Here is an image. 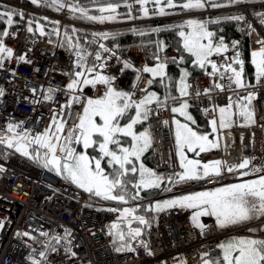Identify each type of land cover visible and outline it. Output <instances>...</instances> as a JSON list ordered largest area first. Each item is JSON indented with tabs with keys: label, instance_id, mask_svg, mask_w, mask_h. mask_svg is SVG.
Listing matches in <instances>:
<instances>
[{
	"label": "built area",
	"instance_id": "2783aa9c",
	"mask_svg": "<svg viewBox=\"0 0 264 264\" xmlns=\"http://www.w3.org/2000/svg\"><path fill=\"white\" fill-rule=\"evenodd\" d=\"M1 1L22 8L25 12L22 23L8 29L12 35L4 37L5 45L13 49V56L6 57L0 67V89L4 92L0 96V130L7 132L8 123H19L18 131L28 129L34 136L44 132L52 116L61 112L62 106L72 95H80L79 91L70 92L67 89L68 74L81 69L76 66L78 50L66 49L59 43L61 28L65 24L78 26L84 30L86 40L92 29L101 26L69 20L66 16L67 6L60 9L58 15H54L19 2ZM64 2L67 4L68 0ZM128 2L134 4V0ZM249 5L237 7L245 12L244 28L250 49L259 50L261 45L257 41L264 40V24L246 11ZM206 10L210 9L207 7ZM28 12H36L56 20L59 25L56 40L28 39ZM232 44H228L226 53L214 54L212 60L218 65H223L226 60L231 62L230 58L239 50L238 45L233 49ZM107 48L109 52L101 53L107 60V67L99 70L114 76L116 79L113 83L120 86L127 83V72L121 71L123 61H129L135 69L145 66L140 47H130L124 53L112 46L107 45ZM82 50L86 52L85 48ZM112 51L115 56L111 55ZM21 55L25 56V60H18ZM86 62L88 66L98 64L95 58L91 60L89 56H86ZM138 75H141V79L136 78L130 92H134L136 98H141L145 79L142 74ZM218 78L219 75L210 76L208 73L189 78L187 83L190 96L186 98L206 119L217 120L218 148L200 152L199 157L203 163L220 160L222 174L211 179L170 183L166 188H171V191L202 189L239 179L241 175L238 169L229 173L227 167L239 165L243 158L253 160L256 168L264 167V80L257 82L255 72L252 85L243 89L225 88L221 91L211 86V82H218ZM104 88V85H97L83 90L82 99L100 96ZM32 89H36L35 94ZM48 89H53L51 99H45L49 95ZM205 89L212 90L210 94H206ZM197 91L201 93L199 96L196 95ZM249 92L254 93V122L249 126L219 129L218 106L227 105L234 94L237 97L246 96ZM174 104L172 99L159 106L152 104L148 117L153 170L159 175L174 174L179 170L170 123ZM82 106L73 104L69 108L65 119L66 127L78 123ZM165 121L168 123L165 124ZM57 155L60 153L57 152ZM0 169V221L5 222L4 227L0 228V264H32L33 259L41 260L42 264H176L181 261L185 264H201V256L215 251L225 234L234 231L219 230L211 216H202L204 227H198L182 209L171 207L161 211L155 222L146 228L145 246L117 251L112 246L106 228L108 223L120 215L119 211L109 210L118 209L116 205L100 202L93 194L58 177L48 168L35 165L15 153L0 159ZM256 222L263 223L264 218ZM178 223L184 228L180 237L174 232V226ZM65 230L71 233V252L65 251V241L56 245L57 251L47 250L50 237L64 236ZM23 232H29L36 239L17 235ZM41 232H47L49 236L45 237ZM52 243L55 244V241ZM41 251H47V260L39 256ZM72 252L75 253L74 256Z\"/></svg>",
	"mask_w": 264,
	"mask_h": 264
},
{
	"label": "snow or ice",
	"instance_id": "6c2138e0",
	"mask_svg": "<svg viewBox=\"0 0 264 264\" xmlns=\"http://www.w3.org/2000/svg\"><path fill=\"white\" fill-rule=\"evenodd\" d=\"M33 4L40 3V0H31ZM91 3L102 5L95 10L100 15H89V9L80 6L76 0H69L65 4L64 0H52V3L60 10L67 6L70 11L78 12L83 18L99 21L115 20L117 18V9L121 7L118 2L112 0H90ZM230 3H242L244 0H229ZM136 5L140 6V11L143 16L149 15V8L147 5L151 4L155 7L152 9L156 15H167L166 9H173L180 7L185 10L204 9L206 5L212 8L223 7L217 0H186L182 4L175 3V0H134ZM124 7L128 9L127 17L132 19L133 3L124 0ZM0 11V22H6L11 27L14 23V17L19 16L23 18V13L15 9H8ZM46 19V18H45ZM228 19L242 21L243 15H235L228 17ZM259 19L264 24V13L259 14ZM219 21L201 22L197 20H188L184 25L180 26L179 36L182 38L183 49L190 53L195 59L194 64L201 69L211 66L210 76H215L217 73L221 75V79L225 77L228 80V87L235 84L237 89H243L248 85L243 80L244 61L240 59V53L237 51L235 55L230 58L231 62L225 61L223 65H218L211 57L214 54L222 55L228 51V44L225 43L223 36L217 37L216 33L208 30V23H218ZM58 23V22H55ZM251 27V25H249ZM36 29L43 35L44 27L36 23ZM187 29V30H185ZM33 21H28V32H33ZM58 33V29H54ZM76 30L73 29V32ZM135 31V30H134ZM151 31L158 32L160 29H152ZM12 35L7 29L0 31V67L3 66L4 59L13 56V49L7 47L4 42V37ZM104 40L109 38V33H98ZM139 35L144 36L145 32L140 31ZM66 40L71 43L72 37L65 32ZM261 45L258 51L251 53L253 59L252 63L255 65L257 82L264 80V40L257 41ZM238 42H233L232 47L235 49ZM74 47L79 48V44ZM99 48L103 52L110 50L104 45L99 44ZM158 52L163 51L162 42L157 44ZM83 50L77 51V67L80 71L73 72L71 82L67 84V89L70 92L79 91L80 95H72L71 99L62 106L60 113H55L49 126L42 133L32 136L31 131L24 129L18 131L19 123H8L6 125L7 133L0 130V144L7 145L8 148H14L16 152L21 153L25 157L35 159H42L43 166L50 171H54L57 175H64L65 179L76 184L79 188L84 189L96 197H102L105 200H113L127 203V198L131 200L140 199V192L143 190L159 189L162 184L168 183L179 184L190 180L211 179L213 176H220L222 174V162L220 160L212 161L210 163L201 164L200 160L187 159L185 156V149L189 152H199L210 150L218 147V144L209 139L211 134L217 132V120L212 119L210 124L212 126V133L205 134L199 132L193 126L196 121L188 114L189 107L188 100L182 99L190 96L189 85L187 78L189 73L186 69L182 70L179 79V98L166 95L163 100L157 96L155 92L149 91L147 88L141 89L145 94L141 98H136L134 92L119 91L114 87V76L104 74L99 69L107 67V60L101 55L100 51L95 53V61L91 66L87 65L86 56L90 55ZM115 56V52H111ZM110 58V57H109ZM171 62L176 63L177 58H170ZM18 60H25V56L21 55ZM156 63L154 66H144L136 69L138 74H150L152 79H148L147 84L151 86L155 78H159L161 83L166 79H170L167 75L166 68L169 58H162L159 54L155 55ZM184 57H179V61L183 62ZM239 65V70L233 65ZM133 65L129 61H123L121 71L131 69ZM223 69V71H221ZM141 79V75L137 76V80ZM104 85L105 91L99 97H88L82 99L83 86ZM167 87V85H165ZM214 88L223 91L225 85L214 84ZM212 89H205L206 94H210ZM35 94L36 89H32ZM53 89H49V95L45 99H51ZM201 93L196 92L199 96ZM4 92L0 89V96ZM168 99L178 102V106L171 108L173 113H179L186 118L187 122L182 123L180 120H174L176 125L175 141L178 149V156L180 158L181 172L174 173L173 176L164 177L157 174L155 171L145 167L143 162L137 165L141 156L151 146L150 137L147 132L136 133L133 129L138 123L146 121L151 112V105L165 104ZM226 106H218L220 113L219 126L225 128L226 114L233 108L240 109L239 115L248 117L252 113L248 111L251 100L254 99V93L249 92L246 96H238L235 101L231 100ZM73 104H82V112L79 114L78 123L70 127H66L67 121L63 117V109L71 108ZM130 110H134V116H130ZM205 111H209L205 109ZM127 119L126 124L121 125V121ZM165 124L168 122L165 121ZM121 137H131L132 143L129 147L123 145ZM35 145L37 147H30ZM73 145H82L85 150L89 147H98L99 155L90 157L86 152L77 153ZM111 146V147H110ZM40 149H44L41 157ZM57 152L60 155H57ZM198 154V153H197ZM107 159V164L111 166V171H105L102 167V160ZM249 166V159H243L239 165H232L227 167V171L231 173L234 169H240L241 176L249 175L247 171ZM202 169V171H200ZM2 170V169H0ZM252 172L258 174L256 179L247 180L241 183H234L217 187L212 190H204L195 192L189 195H183L175 199L164 200L149 205L147 211H163L167 208L180 206L194 209L193 221L198 227L203 228L199 224V217L214 216L219 227L235 226L246 223L248 221L264 218V167L251 169ZM138 175L139 179H129ZM212 182H215L214 180ZM134 189V194L128 191V188ZM166 191H171V188H165ZM110 211H119V223H113L110 227L116 230L110 232V235H115L121 248L117 251L132 250L129 245V240H135L141 235L140 227H133L132 222L137 221L139 225H148L149 221L144 216L136 215L137 209L124 208L109 209ZM121 224L127 225V232L121 227ZM5 225L4 221H0V228ZM264 230V229H260ZM258 229H249V232H256ZM33 240L36 237L31 236L29 232L17 233ZM41 235L48 237L49 233L41 232ZM71 233L65 230L64 236H51L46 245V249L52 252L57 251V244L65 241V251L71 252V240L69 239ZM127 237V239H126ZM55 241V244L52 243ZM222 250V257L216 259H209V253H204L202 264H264V238H256L253 236H239L233 237L228 241L218 245ZM73 256L74 252L71 253ZM40 257L47 260V251H41ZM32 264H42L41 260L33 259Z\"/></svg>",
	"mask_w": 264,
	"mask_h": 264
},
{
	"label": "trees",
	"instance_id": "16d2710c",
	"mask_svg": "<svg viewBox=\"0 0 264 264\" xmlns=\"http://www.w3.org/2000/svg\"><path fill=\"white\" fill-rule=\"evenodd\" d=\"M21 1L27 4H32L38 7H46L49 4L40 3L38 4H33L31 0H17ZM262 2L264 0H244V2ZM112 2H118L121 4V7L117 9V16H125L127 17L128 9L124 7V0H112ZM186 2V0H175V3L177 4H182ZM218 3L225 5L226 6H232L237 3H230L229 0H217ZM242 2V3H244ZM76 3H78L80 6L87 8L89 10H92L95 14L94 15H100L98 11L95 9L98 8L99 6L102 5H96L90 2V0H76ZM136 5V4H135ZM4 6H7L8 9H15L19 12H22L20 8L7 3L0 1V11L5 10ZM210 6V5H209ZM149 8V15L145 17V19L136 22V23H122L119 25H115L116 27H111L109 29L104 28L102 30H99V33H109V38L105 41L107 43L115 45L117 48H119L121 51L125 52V50L128 47L131 46H141L143 51L146 52L145 54V59L147 62V66H151L156 63L155 60V55L159 54L162 58H164V54L176 50L179 54V57L183 56L184 60L183 62L179 61V58L177 59L176 63L171 62L170 58L173 57H166L169 58L166 72L167 75L170 79H166L163 83H161L159 78H155L154 82L151 86H149L146 82L145 88H147L149 91L153 90L158 94V97H160L161 100L164 99L166 95L168 96H177L179 94V79L181 76L182 70L186 69L189 73V76H195V75H200L205 72L209 67L207 66L205 69H201L198 65L194 64V57L186 52L183 49V42L182 38L179 36V31H180V26L184 25L186 21L192 19V20H197L201 22H208V21H219L218 23H208L207 27L208 30L213 31L216 33L217 37L223 36L225 43H230L234 41H239L240 43V59L244 61V72H243V80L246 84H250L253 80V73L255 71V65L252 63V55L251 51L248 48L246 38L243 34V21H236L232 19H228V17L235 16V15H243L244 12L241 9L238 8H225V9H219L216 11H210L207 13H199L196 15H190V16H179V17H169V13L173 10H185L180 7H176L173 9H166V12L168 13L167 15H156L153 13L152 9L155 7L154 5H147ZM211 7V6H210ZM49 10H57V7L55 5H52L49 7H46ZM55 8V9H53ZM212 8V7H211ZM69 10V8H68ZM192 10H202V9H192ZM58 12V11H57ZM248 12L254 16L255 18L259 19V14L264 13V4L262 5H257V6H252L248 9ZM135 13L137 16L140 15V6L136 5V10ZM35 14L34 20L29 17V20L33 21V32L29 33L28 37H34V36H42L46 37L47 39H54L56 33L54 30V25L53 24H48L44 20H38L42 19L40 18L41 16L36 14V13H31ZM132 14V13H131ZM159 19L153 18V17H160ZM38 18V19H37ZM19 20V16L14 17V24H17L16 21ZM47 20V19H46ZM260 20V19H259ZM48 21H51L48 19ZM84 21H87L84 19ZM54 22V21H51ZM92 23H100L99 21H91ZM36 23H39L44 27V34L42 35L37 29H36ZM105 23V22H104ZM8 27L6 22H0V31L5 30ZM70 27V26H66ZM152 29H160L158 32L151 31ZM67 30V29H66ZM135 30V31H134ZM187 30V29H185ZM140 31H144L145 35L141 36L139 35ZM158 42H162L163 44V51L158 52L157 49V44ZM61 45L68 47L69 45L63 44V40H61ZM91 46H89L90 48ZM234 67H237L239 70V65H233ZM128 73V87L129 85L133 82V80L136 77V71L134 69H127L126 70ZM146 80L152 79L150 74L145 73ZM167 85V87L165 86ZM145 94V93H144ZM250 112V107L248 109ZM240 109L238 108H233L230 110L229 113L226 114V124L228 126H233L237 124H247L252 121V116L249 119L248 117L239 115ZM66 110L64 112L65 116ZM200 117H202L200 115ZM203 118V117H202ZM146 122V121H145ZM227 126V127H228ZM93 151H90L89 153H99L98 150H96V147H92ZM82 149V145H78L77 152ZM91 149L88 148L87 151ZM30 150V149H29ZM96 150V151H95ZM17 153L21 156H23L21 153L16 152L15 149L13 148H8L7 145L5 144H0V159L5 158L9 153ZM147 154H149L147 156ZM144 158L146 164L149 166V168H152V158L150 155V151L147 153ZM98 155V154H97ZM25 157V156H23ZM29 161L32 162H41L40 159H35L31 157H25ZM102 163H104V160H102ZM159 189H150V190H143L140 192V199L137 201L140 203L139 204V211L143 214L145 219L149 221L148 225L152 224L155 220V215L158 211L151 210L147 211L149 205H153L156 202H162L164 200H169L173 199L172 195H167V196H160L156 198L149 199L159 193ZM129 192L132 193V190L129 189ZM102 201H111V200H105L102 197H99ZM146 225V226H148ZM142 230L146 227L145 225H141ZM127 239V237H126ZM113 243L117 244L119 243L121 246V242L118 241L117 237L112 238Z\"/></svg>",
	"mask_w": 264,
	"mask_h": 264
},
{
	"label": "crops",
	"instance_id": "0c3cea01",
	"mask_svg": "<svg viewBox=\"0 0 264 264\" xmlns=\"http://www.w3.org/2000/svg\"><path fill=\"white\" fill-rule=\"evenodd\" d=\"M188 14H193L194 12H187ZM169 55L171 56V57H175V58H179V54H178V52L176 51V50H173V51H171L170 53H169ZM155 64H153V65H151V66H154ZM209 67V69H211V66L209 65L208 66ZM151 76V75H150ZM228 80H227V78L225 77L224 79H223V85H225V86H227L228 85ZM114 87H116V89L117 90H119V91H127L126 89H124V88H120V87H117V86H114ZM150 91H152V92H154L153 90H150ZM156 93V92H155ZM157 94V93H156ZM157 96H158V94H157ZM188 104H189V107H188V109H187V112H188V114H190L192 117H193V119L196 121V124L193 126L194 128H196L199 132H201V133H205V134H209V133H212V130H211V124H210V122L208 121V120H206V119H204V118H202V117H200V114H199V112L195 109V108H193L192 106H191V104L189 103V101H188ZM175 106H178V102H176V104H175ZM134 110H130V112H129V115L130 116H134ZM174 120H180L182 123H184V122H187L186 121V118L184 117V116H181L179 113H173L172 112V127H173V138H174V145H175V149H176V152H177V155H178V149H177V145H176V141H175V129H176V125H175V123H174ZM128 122V120L127 119H125V120H122L121 121V125H123V124H126ZM136 133H140V132H147V129H146V122L145 121H143L142 123H138L137 125H135L134 126V129H133ZM121 139H122V142H123V145L125 146V147H129L130 146V144L132 143V140H131V137H121ZM209 139L210 140H213L214 142H215V136L213 135V134H211L210 136H209ZM216 143V142H215ZM111 147V146H110ZM90 148V147H89ZM96 150H98L99 151V149L96 147L95 148ZM95 150V151H96ZM90 151H93V148L91 147V149L88 151V152H90ZM185 151V156H186V158L187 159H193V160H198V152H199V149H197L195 152H189V151H187V149H185L184 150ZM149 152V148H148V150L147 151H145L144 153H143V155L141 156V158H140V161H137L136 163H137V165L140 163V162H143V164L145 165V167L146 168H148V169H151L152 170V168H149V166L146 164V162L144 161L145 160V158H144V156L147 154ZM91 154V153H90ZM96 154V153H95ZM98 155H99V153H97ZM149 154H147V156H148ZM178 158H179V156H178ZM179 161H180V158H179ZM102 165H104V167H105V169L107 170V171H111V166L110 165H108L107 164V159L105 158L104 159V163L102 164ZM182 171V169L180 170V172ZM200 171H202V169L200 170ZM62 175V174H61ZM131 177V176H130ZM138 177V175H136L134 178L133 177H131L132 179H134V180H138L139 179V177ZM133 190V189H132ZM193 193H195L194 191L192 192V191H184V192H179V193H176V194H174L173 195V199H175V198H178V197H180V196H183V195H189V194H193ZM134 194V193H133ZM126 199H127V201H130V199L129 198H127L126 197ZM180 207V206H179ZM184 211H186L188 214H189V216H190V218H191V220L193 221V213H194V209H191V208H187V207H181ZM214 217V216H213ZM215 218V217H214ZM255 220H257V219H254V220H251V221H248V222H246V223H243V224H239V225H235V227H232V226H227V227H219L221 230H229V229H233V228H240V227H243V226H245V225H248V224H251L249 227H248V229L247 230H239L238 232H235V233H230V234H228V235H226V236H224V238H223V240H222V243H224V242H226V241H228L229 239H231V238H233V237H239V236H253V237H256V238H264V237H261V234H264V230H260V229H264V223H261V224H258V223H254L255 222ZM215 221H216V218H215ZM193 223H194V221H193ZM201 223H203V218H202V216L201 217H199V224H201ZM217 223V222H216ZM194 224H196V223H194ZM197 225V224H196ZM249 229H258V231H256V232H249ZM222 255H223V253H222V250L220 249V248H217V250H216V252H214L213 254H209V259H216V258H220V257H222ZM204 259V257H202V260ZM178 264H183V263H178Z\"/></svg>",
	"mask_w": 264,
	"mask_h": 264
},
{
	"label": "rangeland",
	"instance_id": "374dc122",
	"mask_svg": "<svg viewBox=\"0 0 264 264\" xmlns=\"http://www.w3.org/2000/svg\"><path fill=\"white\" fill-rule=\"evenodd\" d=\"M49 5L50 6H52V5H54L53 3H49ZM49 5L48 6H46V7H49ZM53 9H55V8H53ZM44 11H47V12H57L58 10H49V9H47V10H44ZM189 11H193V10H173V11H171L170 13H169V15H172V17H179V16H184L183 14L184 13H186V12H189ZM66 12H67V15L69 16L68 18H71L72 20H75V21H77V22H80V23H92L91 21L92 20H89V19H86V18H83L82 16H81V14L80 13H78V12H72V11H70V10H66ZM23 13V12H22ZM89 15H94L95 13L92 11V10H90L89 11V13H88ZM31 16H34V17H32V19L34 20V18H35V14H28V18L30 17L31 18ZM40 18H42V19H38V20H44V21H46L49 25L50 24H53L54 25V29H58V26H57V24L56 23H54V22H51V21H48V19H47V17H45V16H41ZM47 20H46V19ZM84 19H86L87 21H84ZM126 19V17L125 16H117V18L115 19V20H111V21H105V23H106V25L107 24H110V25H107V29H109V28H111V27H116L115 25H119V22H121V21H123V20H125ZM18 20V19H17ZM17 22V21H16ZM67 29V30H66ZM73 29H75L76 31L75 32H73ZM65 32H67L68 33V35L69 36H71L73 39H72V42L71 43H69L67 40H66V38H65ZM83 34H84V30H82L81 28H78V27H63L62 28V40H63V44H66V45H69V47H73L75 44H81V42H82V37H83ZM95 33H92V35H94ZM94 38L92 37V36H87V41H86V44H87V46H91L90 48H92L93 46H94ZM170 56V55H169ZM249 109V108H248ZM98 148V147H97ZM14 149V148H13ZM80 152H86V154L87 155H89L90 157H96V156H98L97 154H95V153H89L87 150H85L84 148H83V146H82V149L80 150V151H78L77 153H80ZM102 163V162H101ZM103 164V163H102ZM102 167H104V165H102ZM105 168V167H104ZM105 171H107L106 169H105ZM63 175V174H62ZM64 176V175H63ZM257 176L258 175H250V176H248V177H246V178H241V179H238V180H235V181H231V182H227V183H224V184H222V185H218V186H212V187H209V188H206V189H199V190H192V192L194 191V192H199V191H204V190H212V189H215V188H217V187H222V186H224V185H228V184H234V183H241V182H244V181H247V180H253V179H256L257 178ZM138 178V177H137ZM129 179H132L131 177H129ZM137 180V179H136ZM166 182V181H165ZM129 189H131L132 190V188L131 187H129L128 188V190ZM132 193H134V189L132 190ZM156 197H159V195L157 194V195H155V196H153V197H151V198H149V199H152V198H156ZM138 203V202H137ZM140 204V203H139ZM159 212V211H158ZM232 227H235V226H232ZM117 246H118V243H117Z\"/></svg>",
	"mask_w": 264,
	"mask_h": 264
},
{
	"label": "water",
	"instance_id": "95a60500",
	"mask_svg": "<svg viewBox=\"0 0 264 264\" xmlns=\"http://www.w3.org/2000/svg\"><path fill=\"white\" fill-rule=\"evenodd\" d=\"M143 17H145V16H143V14L141 12V18H143ZM135 208H137V206ZM107 228L109 230V224L107 225ZM143 244H145V241L142 237V230H141V235L139 237H137L135 240L129 241L130 247H136V246L143 245Z\"/></svg>",
	"mask_w": 264,
	"mask_h": 264
},
{
	"label": "bare ground",
	"instance_id": "6f19581e",
	"mask_svg": "<svg viewBox=\"0 0 264 264\" xmlns=\"http://www.w3.org/2000/svg\"><path fill=\"white\" fill-rule=\"evenodd\" d=\"M190 78H192V76H190ZM174 232H175V234H176L177 237L182 236V234L184 233V228H183V226H182L181 223H178V224H176L174 226Z\"/></svg>",
	"mask_w": 264,
	"mask_h": 264
},
{
	"label": "flooded vegetation",
	"instance_id": "af4514ba",
	"mask_svg": "<svg viewBox=\"0 0 264 264\" xmlns=\"http://www.w3.org/2000/svg\"><path fill=\"white\" fill-rule=\"evenodd\" d=\"M134 207H136V205H134ZM137 209V211H136V215H141V212H139V210H138V207L136 208ZM120 222V221H119Z\"/></svg>",
	"mask_w": 264,
	"mask_h": 264
}]
</instances>
